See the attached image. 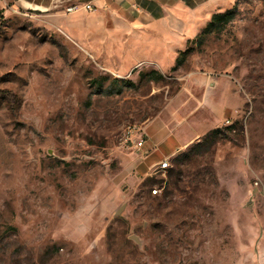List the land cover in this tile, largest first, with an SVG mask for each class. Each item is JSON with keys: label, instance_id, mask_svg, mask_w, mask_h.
<instances>
[{"label": "rangeland", "instance_id": "1", "mask_svg": "<svg viewBox=\"0 0 264 264\" xmlns=\"http://www.w3.org/2000/svg\"><path fill=\"white\" fill-rule=\"evenodd\" d=\"M39 1L0 0V264H264V0L220 6L234 19L173 64L128 62L96 8L70 20L88 0ZM212 73L240 116L191 159L205 134L143 168L124 127L185 106Z\"/></svg>", "mask_w": 264, "mask_h": 264}, {"label": "crops", "instance_id": "2", "mask_svg": "<svg viewBox=\"0 0 264 264\" xmlns=\"http://www.w3.org/2000/svg\"><path fill=\"white\" fill-rule=\"evenodd\" d=\"M60 0H40L35 8H55ZM65 1V0H64ZM232 0H88L101 16H112L115 24V44L121 43L120 54L128 62L147 61L173 64L187 40L193 38L209 22L219 7ZM57 4V5H56ZM68 7V6H67ZM66 7V8H67ZM63 11V10H61ZM58 10L56 13H61ZM77 18L73 13H66ZM64 23V21H61ZM66 24V21H65ZM119 33H128L126 46ZM131 45V46H129ZM129 46V47H128ZM130 49V50H127ZM186 99L181 96L160 114L144 124L148 139L139 151L143 153V168L151 169L173 157L202 135L228 119L238 118L244 99L226 77L208 74L206 80ZM182 92V91H181ZM185 110L184 116L181 113Z\"/></svg>", "mask_w": 264, "mask_h": 264}, {"label": "trees", "instance_id": "3", "mask_svg": "<svg viewBox=\"0 0 264 264\" xmlns=\"http://www.w3.org/2000/svg\"><path fill=\"white\" fill-rule=\"evenodd\" d=\"M235 17V10L234 9H229V10H225V11H220V12H216L212 15L211 20L207 23L206 27L203 29V31L198 35V37L194 40H192L191 42L188 43V45L194 44V43H199L200 41H202L201 37L206 35V34H211L213 32H221L223 31L227 24L229 22H231ZM194 51V47L193 46H188L187 49L185 51H183L181 53V55L183 57H186L190 52ZM183 62V59H178L177 64H181ZM154 75H158V78H163L164 76L162 74H159L157 71H152L150 72L147 76L150 79H154ZM120 82L119 79H116L115 81ZM124 84L126 86H135V83L129 81V80H124L123 81ZM102 83H100L101 85ZM121 89V87H120ZM234 123L229 125L228 128L230 129H234ZM220 133L219 129H212L210 130L208 133L205 134V136L203 137V139L200 142L194 143L189 149L188 151H186L184 153V155H186L187 160L192 158V153L193 151H196L198 148H202V147H209L217 138H218V134Z\"/></svg>", "mask_w": 264, "mask_h": 264}, {"label": "built area", "instance_id": "4", "mask_svg": "<svg viewBox=\"0 0 264 264\" xmlns=\"http://www.w3.org/2000/svg\"><path fill=\"white\" fill-rule=\"evenodd\" d=\"M80 9H84L86 11H94L95 7L89 3L85 2L83 4H73L66 8L67 13H74L77 12ZM226 124H230L231 121L228 119L225 121ZM148 139V134L146 132L144 124L141 123H129L126 125L122 132V140L125 144H130L136 148H141L143 145H145L146 141ZM169 159H165L160 164L156 165V168L158 170H165L169 167ZM159 190L155 189L154 193H157Z\"/></svg>", "mask_w": 264, "mask_h": 264}, {"label": "water", "instance_id": "5", "mask_svg": "<svg viewBox=\"0 0 264 264\" xmlns=\"http://www.w3.org/2000/svg\"><path fill=\"white\" fill-rule=\"evenodd\" d=\"M125 205L121 206L117 212H116V215H120L124 209ZM131 238L135 239L139 244H141V240L139 239V237L135 236V235H132Z\"/></svg>", "mask_w": 264, "mask_h": 264}]
</instances>
